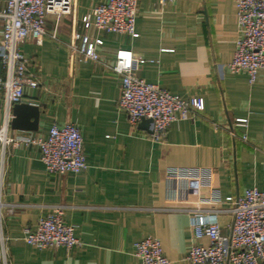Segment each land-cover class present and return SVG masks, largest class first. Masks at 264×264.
Returning <instances> with one entry per match:
<instances>
[{
	"label": "crops",
	"instance_id": "1",
	"mask_svg": "<svg viewBox=\"0 0 264 264\" xmlns=\"http://www.w3.org/2000/svg\"><path fill=\"white\" fill-rule=\"evenodd\" d=\"M101 1L75 0L72 15L57 24L49 16L47 34L20 45L40 80L38 87L25 88L21 102L38 105L39 119L37 130L10 127V133L43 137L53 123L72 122L82 135L87 168L48 173L37 146L10 148L1 195L0 264H139L133 244L147 236L160 241L172 264H188L184 256L199 241L190 226L198 208L225 209L218 218L226 233L231 215L224 198L264 189V69L250 82L246 72L226 67L238 37L236 0L165 5L139 0L135 38L82 28L80 16ZM75 29L103 39L99 53L105 63H112L116 49L129 48L140 77L185 99L202 97L203 109L172 122L162 139H152L143 123L130 124L118 108L120 76L72 52ZM3 103L0 91V125ZM239 119H246V126L237 124ZM169 167L213 168L211 188L221 202L199 203L193 190L176 196L167 188ZM209 190L201 186L199 195L208 197ZM55 207L75 225L81 244L71 250L26 244L23 227Z\"/></svg>",
	"mask_w": 264,
	"mask_h": 264
},
{
	"label": "built area",
	"instance_id": "2",
	"mask_svg": "<svg viewBox=\"0 0 264 264\" xmlns=\"http://www.w3.org/2000/svg\"><path fill=\"white\" fill-rule=\"evenodd\" d=\"M0 91L4 100L6 117L0 125V227L1 195L7 156L10 148L21 143L37 146L40 160L48 173L78 174L87 168L83 139L79 127L72 122L53 123L45 136L29 132L10 133L11 108L23 99L25 88L40 85L37 75L30 71V60L20 45L27 40L40 41L46 34L49 16L55 24L65 15H72L75 0H0ZM173 0H158L165 5ZM238 37L232 59L226 67L230 72L244 71L253 82L257 72L264 69V0H236ZM139 0H103L79 18L85 30L138 36L135 21ZM56 37V31L50 35ZM72 52L82 61L101 62L107 69L120 76V92L117 106L123 110L130 124L141 118L153 121L150 137L162 139L172 122L187 119L204 107L203 98L185 99L158 84L146 81L137 74L139 61L129 48L114 51L112 63L102 61L99 48L103 39L73 30ZM237 124L246 126V119ZM264 135V131H263ZM242 138L246 140V135ZM211 167H169L166 170L167 188L176 196H187L190 190L198 195V202L219 204L221 197L211 188ZM209 187V196L199 195L201 186ZM226 209L231 222L226 233L221 231L218 215L225 209L213 206L198 208L191 217L190 226L199 239L189 247L184 256L188 264H264V189L248 188L242 194L227 196ZM63 208L38 218L34 225L23 227V241L36 249L64 247L71 250L81 242L75 233V225L66 222ZM206 239V242L202 241ZM133 254L139 264H172L164 253L160 241L152 236L133 244Z\"/></svg>",
	"mask_w": 264,
	"mask_h": 264
},
{
	"label": "water",
	"instance_id": "3",
	"mask_svg": "<svg viewBox=\"0 0 264 264\" xmlns=\"http://www.w3.org/2000/svg\"><path fill=\"white\" fill-rule=\"evenodd\" d=\"M10 127L19 130H37L39 119V106L29 103H15L12 108ZM141 123L146 126L150 133L153 132V121L150 118H141ZM150 126V127H149Z\"/></svg>",
	"mask_w": 264,
	"mask_h": 264
}]
</instances>
